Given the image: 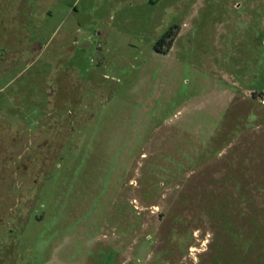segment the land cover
<instances>
[{"label":"rangeland","instance_id":"obj_1","mask_svg":"<svg viewBox=\"0 0 264 264\" xmlns=\"http://www.w3.org/2000/svg\"><path fill=\"white\" fill-rule=\"evenodd\" d=\"M0 110V264H264V0H0Z\"/></svg>","mask_w":264,"mask_h":264},{"label":"flooded vegetation","instance_id":"obj_2","mask_svg":"<svg viewBox=\"0 0 264 264\" xmlns=\"http://www.w3.org/2000/svg\"><path fill=\"white\" fill-rule=\"evenodd\" d=\"M3 115H5L4 111L0 113V116ZM38 141V137H35V139L32 140L26 138L22 134H19V132L14 133L12 126L8 125L7 139L1 141L2 145L0 146V153H9L10 157L16 156L23 162L20 164V166L18 165V169L16 170L11 168V165L0 169V205H4V210L6 211L9 210L10 206L13 204L10 201L12 199L11 192L13 191L15 177L25 174L23 169L26 171V169H29L28 166L32 167L33 169H38L41 167L40 165H33L32 158L29 157V159H27L25 156V153L33 151L32 146ZM37 151L39 156L42 157V148L39 147Z\"/></svg>","mask_w":264,"mask_h":264},{"label":"trees","instance_id":"obj_3","mask_svg":"<svg viewBox=\"0 0 264 264\" xmlns=\"http://www.w3.org/2000/svg\"><path fill=\"white\" fill-rule=\"evenodd\" d=\"M173 41H174L173 33L168 32L164 37H162L158 41V43L156 45L157 51L161 52L162 48L167 44L168 47H167V50H165V51L168 52L172 47ZM253 94L257 95L258 92H254Z\"/></svg>","mask_w":264,"mask_h":264}]
</instances>
